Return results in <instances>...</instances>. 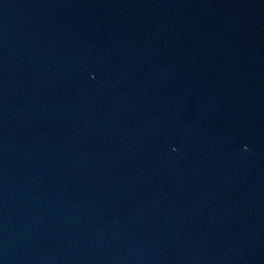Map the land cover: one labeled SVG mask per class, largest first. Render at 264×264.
<instances>
[{
  "label": "water",
  "instance_id": "obj_1",
  "mask_svg": "<svg viewBox=\"0 0 264 264\" xmlns=\"http://www.w3.org/2000/svg\"><path fill=\"white\" fill-rule=\"evenodd\" d=\"M159 264H264V0H210L192 131Z\"/></svg>",
  "mask_w": 264,
  "mask_h": 264
}]
</instances>
